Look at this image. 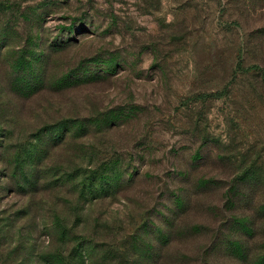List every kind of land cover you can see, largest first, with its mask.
<instances>
[{
  "label": "rangeland",
  "instance_id": "obj_1",
  "mask_svg": "<svg viewBox=\"0 0 264 264\" xmlns=\"http://www.w3.org/2000/svg\"><path fill=\"white\" fill-rule=\"evenodd\" d=\"M9 56L16 77L4 71ZM41 57L50 64L39 73ZM37 77L68 85L16 92ZM46 125L73 135L46 158L72 160L71 179L61 198L51 187L14 192L0 157V264H82L69 257L80 236L130 257L181 185V156L205 140L264 173V0H0V135L25 156ZM114 167L125 179L138 172L135 183L114 198L84 192L94 171ZM203 240L178 247L198 258ZM103 254L95 264H111Z\"/></svg>",
  "mask_w": 264,
  "mask_h": 264
},
{
  "label": "trees",
  "instance_id": "obj_2",
  "mask_svg": "<svg viewBox=\"0 0 264 264\" xmlns=\"http://www.w3.org/2000/svg\"><path fill=\"white\" fill-rule=\"evenodd\" d=\"M5 59L12 61V56ZM45 59L46 57L40 59L39 73L47 71L50 60ZM15 68L8 61L4 71L9 77H16L18 70ZM57 80L49 78L42 82L37 77L31 82L22 81L16 92L23 94L24 91H33L38 84H43V88L68 85V80L65 83ZM7 85L13 86L10 80H7ZM11 122L15 123V120ZM57 126L59 125H55ZM65 127L66 125L56 135L51 131L54 127L49 128V125L38 129L39 135H36L34 143L29 144L31 148L25 156L17 151V147L9 145L12 135H0V157L7 162V169L11 170L10 175H6L7 180L1 182L14 192H20L21 189L26 192L40 189L44 191L51 187L58 196L63 194L71 179L64 168L71 165L72 160L69 162L68 158L60 157L55 160V167L46 163V158L53 143H62L70 136L73 137L63 133L70 131ZM2 128L0 127V132H8L9 128ZM46 133L49 135H45ZM140 155L142 158L147 156L145 148ZM181 157L186 165L174 173L179 177L181 185L175 188L169 186L168 193L164 196L165 207L156 213H161V224L152 228L148 226L147 230L137 233L135 237L138 244H132L134 248L132 247L130 257L128 255L126 258L124 253L122 258H118L115 256L119 252L116 247L107 242L96 245L85 236L79 237L78 249L74 248L69 257L75 262V257L80 256L82 264L97 263L99 252H104L102 259L110 257L108 262L111 259V264H210L212 261L209 260L212 258L216 264H264V173L248 167L239 169L235 166L238 163L236 157L219 154L215 144L207 140L193 153ZM65 162L66 165H62ZM205 168L217 169L221 174L216 177L206 176V172H203ZM18 171L23 180H15ZM118 171L115 167L110 171H94L92 182L84 192L87 190L98 198H114L124 187L135 183L139 174L130 173L125 179ZM64 194L67 198V193ZM46 228L49 234H56L58 230L56 226ZM69 231L71 230L66 229L62 237L70 235ZM198 238L204 239L202 256L192 257V254H199L200 250L184 255L178 244ZM50 263L54 264V261L51 260Z\"/></svg>",
  "mask_w": 264,
  "mask_h": 264
}]
</instances>
